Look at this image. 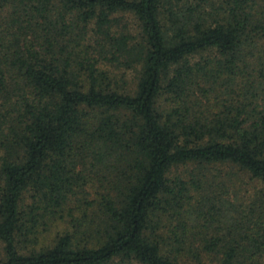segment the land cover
I'll return each mask as SVG.
<instances>
[{"label":"trees","instance_id":"obj_1","mask_svg":"<svg viewBox=\"0 0 264 264\" xmlns=\"http://www.w3.org/2000/svg\"><path fill=\"white\" fill-rule=\"evenodd\" d=\"M102 61L138 68L134 91ZM219 165L263 183L259 204L223 197ZM98 166L99 200H73ZM205 255L264 264V0H0V264Z\"/></svg>","mask_w":264,"mask_h":264},{"label":"rangeland","instance_id":"obj_2","mask_svg":"<svg viewBox=\"0 0 264 264\" xmlns=\"http://www.w3.org/2000/svg\"><path fill=\"white\" fill-rule=\"evenodd\" d=\"M116 17L120 20V22H116L114 29H117L118 31L129 32L133 35H137L139 33V23L134 17L129 14H118ZM205 56L206 53L204 52L194 55L190 58V60L196 61L200 57ZM100 67L101 69L106 70L113 88L124 92L132 93L134 91L138 78V68H124L123 66L106 61H102V63H100ZM216 168L217 169L212 170L214 174L220 173V175H218V177L215 179L216 182L221 183V180L225 182V187H223V190L226 191V194H224L223 197L227 198L231 203H234L235 206L239 207V210L242 206V208L245 209V213L248 212L250 207L253 205L259 204L257 198L261 190H263V183L257 179H253L248 173L240 171L236 167L231 169L227 165H219L216 166ZM192 169V164L186 166L179 165L171 170L169 176L171 178L176 176L188 178ZM83 172L89 178L88 183L84 188L85 191L79 192L78 195H75L72 199L74 200L75 198L85 197V199L88 201L99 200L100 194L103 192V187L100 185L99 179H101L103 175L104 177L109 175V173L103 167L99 166L95 168L86 167ZM26 200L28 201V198ZM70 205L73 207V202ZM91 212V208L86 210V213L88 214ZM74 214L75 216H78L82 213L79 214L78 211L74 210ZM69 220L70 217H66L62 221L56 220L51 222L46 229H42L38 236L39 245L37 246L40 247V245H49L52 240H54L57 233H61L66 229L70 230L71 223H69ZM182 261H184L186 264H192L187 260ZM203 261L210 264H217L216 259L213 258L212 255L203 256Z\"/></svg>","mask_w":264,"mask_h":264}]
</instances>
